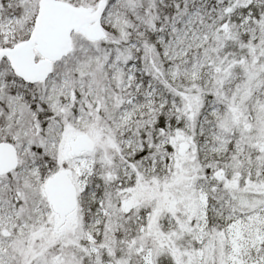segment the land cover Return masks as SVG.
Wrapping results in <instances>:
<instances>
[{
	"label": "snow or ice",
	"instance_id": "6c2138e0",
	"mask_svg": "<svg viewBox=\"0 0 264 264\" xmlns=\"http://www.w3.org/2000/svg\"><path fill=\"white\" fill-rule=\"evenodd\" d=\"M0 264H264V0H0Z\"/></svg>",
	"mask_w": 264,
	"mask_h": 264
}]
</instances>
